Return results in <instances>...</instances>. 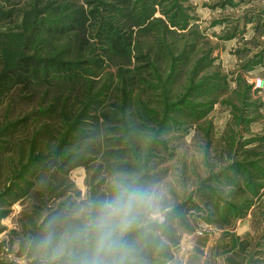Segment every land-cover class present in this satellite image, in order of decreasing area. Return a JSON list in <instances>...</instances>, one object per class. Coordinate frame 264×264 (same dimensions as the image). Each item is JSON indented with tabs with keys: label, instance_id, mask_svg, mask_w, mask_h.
Returning a JSON list of instances; mask_svg holds the SVG:
<instances>
[{
	"label": "rangeland",
	"instance_id": "374dc122",
	"mask_svg": "<svg viewBox=\"0 0 264 264\" xmlns=\"http://www.w3.org/2000/svg\"><path fill=\"white\" fill-rule=\"evenodd\" d=\"M48 1L55 5L45 10ZM134 1L129 2L128 40L131 49L148 61L139 63L133 59L126 65L123 59L107 56L98 31L101 13L108 15L112 1L0 0V11L11 14L0 18V90L2 84L12 87L0 97V124L17 127L9 136L0 127V264L39 260L37 251L32 250L34 239L37 242L40 235L37 231L42 232L44 224L63 204L68 209L77 202L106 194L108 178L121 172L120 165H129L122 173L136 174L143 182L161 188L166 219L160 230L169 232L173 228L179 239L178 246H170L167 251L168 259L145 260V264H226L227 258L237 264H264V179L241 156L245 149L251 151L258 146L263 153L260 160L264 156V0H175L189 17L188 25L172 27L174 34L163 38L154 30L140 31V24L131 18ZM36 5L41 8L42 19L79 12L80 25L66 28L69 33L39 34L30 42L35 21L31 13H35ZM156 9L154 18L167 22L160 7ZM130 26H134L133 35L129 33ZM159 43L166 48L164 54L159 51ZM169 55L177 59L181 70L162 86L157 70L163 81L168 79ZM184 55L187 59H183ZM23 58L54 66L74 65L81 72L69 80L50 76L37 84L7 86L4 79L9 70ZM145 67L153 74L146 78L148 83L135 78L128 92L132 101L150 102L160 123L166 105L184 109L182 103H190L196 108L172 111L167 125L140 121L138 130L135 119L123 126L107 124L102 116L112 109L111 101L99 99L103 95L99 90L121 87L122 73L126 79L142 76ZM211 80L215 82L209 87H195ZM95 91L100 94L94 105L88 100ZM113 102L119 103L120 98ZM195 110L199 118L193 116ZM82 112L87 117L80 127V137L62 145L67 128H72ZM26 121L28 128L24 131L21 124ZM115 129L118 135L120 129L124 130L129 141L141 147L143 169L136 166L135 158L122 157L130 147L125 142H115L118 136L111 132ZM160 129L163 131L158 135ZM155 134L160 145L153 148ZM5 143L18 145L6 154ZM80 157L84 163H76ZM35 158L42 163L32 169L27 182L16 179ZM260 160L251 162L264 171V160ZM232 161L237 166H247L242 172L248 179V188L244 186V175L236 170L220 181L212 179ZM206 196L207 200H202ZM218 202L222 207L219 213L215 210ZM225 202L237 209L248 202L252 206L242 218L235 215L227 222L223 214ZM181 205L186 206V211L179 212L181 220L171 221L169 213ZM29 231L31 234L26 233ZM240 244L248 247L243 258L236 257Z\"/></svg>",
	"mask_w": 264,
	"mask_h": 264
},
{
	"label": "trees",
	"instance_id": "16d2710c",
	"mask_svg": "<svg viewBox=\"0 0 264 264\" xmlns=\"http://www.w3.org/2000/svg\"><path fill=\"white\" fill-rule=\"evenodd\" d=\"M112 1V3H109V6L111 7V9L109 10L108 15L101 13V17H100V26L98 27V31H100V36L102 37V44L103 47L107 48L108 52L106 53L107 56L110 59H123L126 62V65H130L132 63V60L134 59V61L136 62H147L148 60H146L145 56H141L140 54H138L137 51H133L132 48V44L129 41V34H128V25H129V17L131 15V13L129 12V2L130 0H110ZM178 2L175 0H135L133 3V8H132V17L134 19L135 22H138L137 24H140L139 26L142 27V29L140 30L141 32H152L153 30L157 33H162V38L163 36H167L168 34H174V32L171 31L172 27H182L185 28L188 25V18L187 15L184 14V11H182V8L177 4ZM55 5L53 3H49V1L45 4V10L46 9H51L52 6ZM160 7L159 12L165 16L167 22L162 21V19H158V18H154V14L157 12L156 7ZM44 8V6H43ZM43 11V9H42ZM41 8L39 5H36L35 7V13H31L30 15L33 17V20H35L33 22V24L31 25V27H33L31 29L30 32V38L29 41H33L35 38H37V36L40 34H48V33H55V34H64V33H69V30H66V28H70L73 29L77 26L80 25V21H81V15H79V12L73 11L70 12V16L68 15H64L63 17H57V19H42L40 18L41 14ZM44 13V11H43ZM11 14H4L2 11H0V18L4 19L8 16H10ZM4 17V18H3ZM47 16L44 15V18H46ZM147 24V25H146ZM146 25V26H145ZM134 26H130L129 27V33L130 35H133L131 32V28ZM124 28H127L124 29ZM39 35V36H40ZM25 39V38H24ZM23 39V40H24ZM129 39V40H128ZM137 45V44H136ZM135 45V46H136ZM159 51L161 54H164V50H166V48L164 47V45H162V43L157 44ZM135 46H134V50H135ZM193 48V47H192ZM106 52V51H105ZM167 54V53H166ZM186 54V53H185ZM170 56V55H169ZM170 62L168 63L169 65L167 66V69L169 71H166L167 73H169L168 79L164 80L160 77V70H157L158 73V81L161 82V85L163 86L165 82H169L172 81V78H174V75L176 72H180V66L177 67L176 62L177 59L171 58L170 56ZM183 59H187L186 55L183 56ZM207 60V59H205ZM204 60V61H205ZM203 61V62H204ZM202 65V64H201ZM183 66L185 65V62L183 63ZM147 67L151 68L150 64L147 65ZM146 71L143 73V75H133V73H131L132 71L127 70V72L129 74H132L133 76L130 77V79H126V77H124V73H122V75L120 76V85L121 87H102L101 90H99L103 95H101L99 93V91L96 93V91L93 93V95L89 98L88 103H92V104H96L99 102L100 98H103L106 100L109 99V101H111V108L109 109V111H107L106 114H104L102 116V118L108 123L111 124H116L118 126H123V125H127L128 121L130 119H135V124H136V128L139 130L141 123L140 121H149L152 122L153 124H169V120H170V115L172 113V111L174 112H178V111H182V112H186V109H191L193 111V108H196L195 106H191L190 103L185 104L182 103L181 106L183 107L179 108L178 105H166L164 109L163 113V121L162 123H160L155 116H158V113H156L153 108L149 107L150 102L147 104H144L142 102H136V101H132L129 92V89L131 90L133 87H129V86H133L134 85V81L135 78H139L141 82L143 83H148V79H146L147 77H151L152 76V72L147 68ZM181 70V69H180ZM80 70L78 69V67L74 66V65H66L63 63H58V65L54 66V64L52 63H46V64H42L41 61L37 60V59H30V58H23L21 60H19L17 62V64L11 69L9 70V75L7 76L6 79V83H8L7 86H9L10 84H27V83H39L40 81H47L49 79V77L51 76H55L57 78H62V79H71L74 77H78V75L80 74ZM142 77H145L144 80L142 79ZM18 80V81H17ZM220 80V79H219ZM214 80L209 81L206 85L205 84H200L198 86L195 87H209V83H214ZM221 82V80L219 81ZM2 88L0 90V97H2L3 95H5L7 92H9V90H11L12 87H6V85L2 84L1 85ZM150 89L156 90V87H148ZM160 89V88H159ZM98 90V89H97ZM109 91H110V95H109ZM100 95H99V94ZM100 96L99 99L94 100L97 96ZM204 95V94H201ZM116 96V97H115ZM113 97H115L114 99H112ZM119 97L120 98V102L119 103H115L113 101H115V99ZM113 102V103H112ZM191 106V107H190ZM174 109V110H172ZM196 111V110H195ZM85 112H82L79 117L75 120L74 124L72 125V128L68 127L65 133L64 138L62 139V145L70 143L72 141V139H77L80 136V127L81 125L83 126L84 122L83 119L86 116H84ZM196 118H199L200 114L199 112L197 113V111L195 112V114L193 115ZM130 125H132V122L130 123ZM15 124H12L10 126H8L7 128H5L4 124H0L1 128H5V135L9 136L11 133H13L11 130L15 127ZM18 126V125H17ZM17 127L14 128V130ZM21 128H24V131L27 130V121L24 122L23 124H21ZM132 129L135 128V126H131ZM4 130V129H2ZM17 130V129H16ZM163 130L160 129L158 131V135H160V133ZM11 132V133H10ZM112 134L114 136H118L116 138V141L118 144H122L123 142H125L126 144H129L128 146L130 148H128L127 150H125V153L122 154L123 158H135V164L136 166H139V169H143V156L141 155V147L139 145H136L135 143H131L129 141V139L127 138V136L124 134V130L120 129V133L121 135H118V131L117 129H115L114 131H111ZM120 136V137H119ZM158 136H156L155 134V139L153 142V148L154 145L158 146L160 145L159 141L156 140ZM6 145V154L11 153L12 151L15 150L16 146L15 144L12 143H5ZM20 146V145H19ZM18 146V147H19ZM240 146V145H239ZM61 148V147H59ZM148 148V147H147ZM152 148V147H151ZM240 152H241V147H239ZM1 150V149H0ZM2 151V150H1ZM124 151V150H121ZM4 153V150H3ZM263 153L259 152V146L256 147L255 149L251 150V151H247V149H245V151L242 152V157L244 158V161L250 162V168L252 170H255V172L258 173L259 177L262 174V178L264 179V171L262 169H260L259 166L256 167V164L254 162L251 161H255L258 159V161L260 160V157L262 156ZM239 155V154H238ZM81 158V161L76 162V163H84V159ZM72 160L73 157H72ZM264 160V156L263 158L260 160L262 161ZM42 163V161L38 160V158H35L33 160L30 161V163L25 167V171H23L24 173L20 176H18L16 179L20 180L22 183L27 182V179L29 177V174L32 172V169L39 166ZM232 165L230 167H228L227 169L223 170L222 172H220L215 178H212L213 180H222L223 178H227V174L230 173L232 170H236L237 172H242V169H248L247 166H237L234 164V162L232 161ZM146 164V163H145ZM119 170H121V172H125L127 169H129V165H125V166H119L118 168ZM243 176V181L245 182L246 188L249 187V183H246V181L248 180L246 177V174H244L242 172ZM253 175L255 176L254 178L258 180V176L255 175V173H253ZM248 182V181H247ZM15 187H18V185H16ZM204 187V186H203ZM205 188V187H204ZM257 189L261 190V187L259 186ZM244 191L245 194L248 193V191L246 189L242 190ZM257 191V190H256ZM256 191L254 192V196L256 197L258 193H256ZM202 200H207V196L202 199ZM211 200V199H209ZM209 206H212L211 202L207 203ZM67 204H63L60 208V210H58L57 212H61L62 210L66 209ZM252 204H249V202L247 204H245V206L241 207L240 209L234 208L233 205L225 202L223 204V214H224V220H226L228 222V220L230 219V217L232 216H239V218H242V216L245 214H248L250 208H251ZM186 207V206H185ZM184 206H180L179 208L173 210L172 212L169 213V219L172 221L173 219H180L179 216V212H183L186 211ZM219 207H221L220 203H215V210L218 211L219 213ZM240 212H243L242 214H240ZM168 219V221H169ZM177 219V220H178ZM181 220V219H180ZM180 223H184L183 221H180ZM45 226V224H44ZM43 226V229H44ZM220 228H224L226 226H219ZM161 226L159 227V231L161 233L162 236V240H159L155 243H151L149 244L144 252V260H149V261H153L155 259H168L167 257V251L170 250V246H178V238L176 237V232L173 228L169 229V232H166L164 229L160 230ZM162 229V228H161ZM27 234H31V232H26ZM37 233H39L40 235H38L39 237H37L38 239L40 238V236L43 233H40L39 231H37ZM38 241V240H37ZM36 239H34V245L32 250L36 251ZM247 245L243 244V245H239L238 248V253L236 254L237 258H243L242 256H245L247 254ZM243 261V259H242ZM226 264H237L235 261H233L232 259L227 258L226 259ZM30 264H39V260L38 259H34L33 261H31ZM241 264V263H239Z\"/></svg>",
	"mask_w": 264,
	"mask_h": 264
},
{
	"label": "clouds",
	"instance_id": "9594fccd",
	"mask_svg": "<svg viewBox=\"0 0 264 264\" xmlns=\"http://www.w3.org/2000/svg\"><path fill=\"white\" fill-rule=\"evenodd\" d=\"M103 196L51 216L36 242L39 264H145L162 240L164 193L136 174L116 172Z\"/></svg>",
	"mask_w": 264,
	"mask_h": 264
}]
</instances>
